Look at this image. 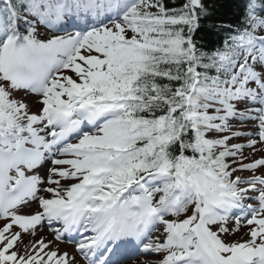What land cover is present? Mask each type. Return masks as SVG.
Returning a JSON list of instances; mask_svg holds the SVG:
<instances>
[{
  "label": "snow or ice",
  "instance_id": "snow-or-ice-1",
  "mask_svg": "<svg viewBox=\"0 0 264 264\" xmlns=\"http://www.w3.org/2000/svg\"><path fill=\"white\" fill-rule=\"evenodd\" d=\"M0 264H264V0H0Z\"/></svg>",
  "mask_w": 264,
  "mask_h": 264
}]
</instances>
